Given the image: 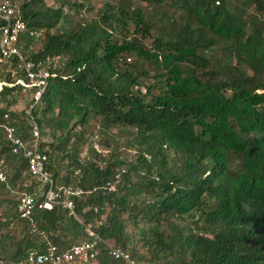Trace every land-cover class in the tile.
Returning <instances> with one entry per match:
<instances>
[{
    "label": "trees",
    "instance_id": "1",
    "mask_svg": "<svg viewBox=\"0 0 264 264\" xmlns=\"http://www.w3.org/2000/svg\"><path fill=\"white\" fill-rule=\"evenodd\" d=\"M14 1L27 29L21 53L53 75L28 114L29 98L11 108L25 94L8 72L13 60L0 66L9 84L0 89V264H26L46 241L87 240L84 225L136 264H264V0H138L143 10L118 0L101 21L72 25L60 7ZM113 24L128 38L117 42ZM29 116L53 183L80 191L69 196L74 215L61 205L17 214L21 195L37 203L45 190L3 131L28 140ZM96 117L129 129L136 157L126 168L118 157H79L74 128ZM94 263L124 264L102 245Z\"/></svg>",
    "mask_w": 264,
    "mask_h": 264
},
{
    "label": "built area",
    "instance_id": "2",
    "mask_svg": "<svg viewBox=\"0 0 264 264\" xmlns=\"http://www.w3.org/2000/svg\"><path fill=\"white\" fill-rule=\"evenodd\" d=\"M24 21L21 19L18 5L14 0H0V66L6 62H12L14 68H9L10 77L13 78V84L20 87L22 93H29L30 103L25 111L29 114V109L39 100L43 89L45 88L47 78L52 73L45 69H32V63L25 60L17 44L20 35L26 31ZM29 34L33 32L29 31ZM19 70L23 77H15V72ZM2 85H9L0 81ZM30 117V116H29ZM30 137L24 140L15 136L13 126H3L5 138L10 145L12 153H20L26 162V170L34 179L40 182V186L45 190L41 192V200L37 203L32 196L23 194L19 197L16 211L20 218H29L31 209L35 205L37 208H51L52 205H61L67 208L69 213L74 215L72 202L69 196L79 194L78 189H69L62 186H56L46 169V156L38 149L39 130L34 120L30 117ZM3 161L0 159V182L5 183V171ZM114 175L113 183L107 184L105 189L114 190V184L117 181L119 172ZM95 210V209H94ZM100 225V220L97 221ZM83 230L89 237L87 240H81L70 246L59 249L53 243L47 242L40 250L30 249L26 252V264H92L94 262L98 246L102 245L107 254L121 260L124 264H136L126 253L114 243L99 237L89 225H84Z\"/></svg>",
    "mask_w": 264,
    "mask_h": 264
},
{
    "label": "rangeland",
    "instance_id": "3",
    "mask_svg": "<svg viewBox=\"0 0 264 264\" xmlns=\"http://www.w3.org/2000/svg\"><path fill=\"white\" fill-rule=\"evenodd\" d=\"M44 3L52 8L60 7L61 10L67 14L71 25L76 22L80 23H88L91 20H100L99 18L105 11L109 10L110 6L116 5L118 0H43ZM64 2V3H63ZM81 3L82 6L79 9L74 10L72 3ZM106 4H110V6H106ZM125 7L128 9H133L136 6H141V9H149L148 3H140L138 0H128L124 2ZM115 14V12H113ZM262 20V15L259 16ZM112 35L117 42H121L125 36L128 38L129 34H125L124 30L120 27L112 25ZM149 39H146L148 42ZM37 47V44H35ZM131 61L134 60V57L131 56ZM128 61V60H126ZM149 70L151 67L149 65L146 66ZM146 82H149L148 77L145 78ZM26 98H29V93H25L22 96H19L18 102L11 106L12 109L16 111L21 110L24 107V102ZM47 129H45V132ZM75 131H82V147L79 152V157L88 161L94 160L98 164H103L102 161H111L113 158L118 157L123 163L122 168H126L129 162H132L136 157V150L134 146H129V142L131 140V134H129V129H124L119 126H112L109 128H104L100 124L98 117L94 119H90L87 124L83 126H76L74 128ZM42 140L45 142L51 141L49 135H42ZM101 160H100V158ZM64 162V161H63ZM62 162V164H64ZM120 170V169H117ZM62 172V170L60 171ZM5 197L4 194L0 193V199ZM107 209V207H105ZM1 210V207H0ZM110 243L112 240H107ZM92 264H95L94 262Z\"/></svg>",
    "mask_w": 264,
    "mask_h": 264
}]
</instances>
